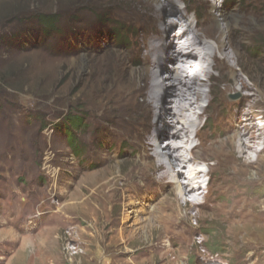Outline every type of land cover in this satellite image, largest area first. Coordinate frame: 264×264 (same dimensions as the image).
Here are the masks:
<instances>
[{
  "label": "rangeland",
  "instance_id": "1",
  "mask_svg": "<svg viewBox=\"0 0 264 264\" xmlns=\"http://www.w3.org/2000/svg\"><path fill=\"white\" fill-rule=\"evenodd\" d=\"M192 2L217 14L215 0ZM241 3L264 11V0L221 5ZM139 13L129 0H0V264H153V243L161 255L191 236L197 245L184 248L180 264H264V219L229 218L222 209L197 219V208H183L191 218L177 222L188 237L175 244L153 217L162 188L131 182V142L144 130L133 129L125 107L97 95L123 68L118 54L136 55ZM250 42L258 58L264 21ZM262 102L252 110L263 112L264 132ZM247 195L264 199V177Z\"/></svg>",
  "mask_w": 264,
  "mask_h": 264
},
{
  "label": "bare ground",
  "instance_id": "2",
  "mask_svg": "<svg viewBox=\"0 0 264 264\" xmlns=\"http://www.w3.org/2000/svg\"><path fill=\"white\" fill-rule=\"evenodd\" d=\"M129 1L141 17L135 20L142 28L133 42L136 55L118 54L123 68L114 83L100 85L97 97L125 107L136 119L133 129L144 130L138 129L131 142L132 155H138L129 176L142 189L162 188L164 197L153 214L159 235L174 238L175 244L188 237L177 222L180 216L190 220L188 211L182 213L188 207L197 208V219L218 209L229 218L264 219V199L247 195L249 186L264 177V132L258 122L263 112L252 110L264 101V47L259 45L258 58L250 57L264 11H249L252 4L242 3L227 9L221 5L225 0L213 3L217 14L201 11L193 0ZM181 2L194 16L178 9ZM133 106L143 108L140 115ZM160 115L169 120L156 123ZM188 238L161 255V246L153 243L152 263H182L184 248L197 245Z\"/></svg>",
  "mask_w": 264,
  "mask_h": 264
},
{
  "label": "trees",
  "instance_id": "3",
  "mask_svg": "<svg viewBox=\"0 0 264 264\" xmlns=\"http://www.w3.org/2000/svg\"><path fill=\"white\" fill-rule=\"evenodd\" d=\"M47 23H49L51 25V24L54 23V21H49ZM44 24L47 26L46 22ZM213 251H216V252H219L220 253L221 252V249H219V248L218 249H213Z\"/></svg>",
  "mask_w": 264,
  "mask_h": 264
}]
</instances>
